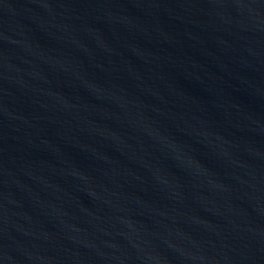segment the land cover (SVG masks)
I'll return each instance as SVG.
<instances>
[{
	"label": "water",
	"instance_id": "water-1",
	"mask_svg": "<svg viewBox=\"0 0 264 264\" xmlns=\"http://www.w3.org/2000/svg\"><path fill=\"white\" fill-rule=\"evenodd\" d=\"M0 264H264V0H0Z\"/></svg>",
	"mask_w": 264,
	"mask_h": 264
}]
</instances>
